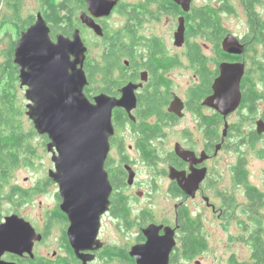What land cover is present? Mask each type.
<instances>
[{
	"label": "flooded vegetation",
	"instance_id": "obj_1",
	"mask_svg": "<svg viewBox=\"0 0 264 264\" xmlns=\"http://www.w3.org/2000/svg\"><path fill=\"white\" fill-rule=\"evenodd\" d=\"M64 1L72 5L65 9L68 18L72 11L75 24L72 33L67 35L60 29V24L65 25L64 21L55 28L47 19L44 0H39L37 13L27 19L26 30L42 14L54 41L60 34L71 36L80 30L89 49L86 63L88 59L102 63L106 57L109 66H113L115 59H120V67H114L108 78L112 84L111 88L108 86L109 92L98 90L102 87L99 83L89 95L86 93L92 103L101 94L120 99L123 88L130 84L140 85L135 91L136 106L131 112L119 107L113 110L114 134L110 137V151L105 163L112 191L108 209L100 217L97 240L102 246L97 249L95 242L93 250L84 252L92 259L89 264H137L130 252L147 242L145 231L150 227L155 238L173 236L175 246L170 254L171 264H188L194 233L204 245L203 252L208 249L209 239L200 212H211L222 226L227 224V227L232 222L239 226L250 225L249 219L252 214L254 217L255 211L247 186L259 188L250 182L248 159L242 152L244 147L255 145L253 140L246 138L251 134L244 131L246 116L257 112L264 116V1L240 0L248 26L243 34L231 33L223 25L224 15L239 14L237 6L228 0H203L201 4V0H191L187 7L177 0H112L117 4L104 17L90 12L86 0ZM4 5L8 7L6 0ZM209 7L211 9H207ZM208 11L220 20V30L212 28L211 39L206 36V30L198 32L193 26L194 20L206 16ZM82 12L88 13L100 27L101 35L82 24ZM181 20L184 36L183 44L178 46L176 34ZM162 24L166 29L157 32V26ZM230 34L244 46L241 54L231 55L224 51L223 41ZM204 40V44L200 42ZM225 63L244 65L242 102L227 119L206 105L215 93L213 87ZM117 82L122 85L116 86ZM257 97L258 101L253 100ZM232 116H239V122L231 123ZM262 117L259 120H264ZM259 137L263 140L264 135ZM44 138L50 142L48 136L44 135ZM230 149L232 153L238 152L239 157L232 167L231 187L226 188L222 155ZM240 158H245L249 174L241 183L237 182L235 173ZM51 170H55L54 163L49 173ZM204 170V179L192 194L186 189L192 184L191 176L195 171ZM49 173L32 188L19 187V192H26L29 199L55 189L38 224L17 209L5 213L3 203L0 205V226L8 217L19 216L31 223L41 236V241L34 245V258L27 253H6L2 260L15 264H83L71 247L68 235L71 221L62 210L59 185ZM3 190L6 193V187ZM240 193L245 203L239 202ZM101 203L104 207L108 205L104 199ZM11 204L14 208L21 206L15 201ZM238 238L252 252L245 230H241ZM39 246L44 250L42 254L38 251ZM39 259L41 262L37 261Z\"/></svg>",
	"mask_w": 264,
	"mask_h": 264
},
{
	"label": "water",
	"instance_id": "obj_2",
	"mask_svg": "<svg viewBox=\"0 0 264 264\" xmlns=\"http://www.w3.org/2000/svg\"><path fill=\"white\" fill-rule=\"evenodd\" d=\"M185 7L191 0H177ZM87 9L97 17L108 16L117 2L112 0H86ZM83 25L101 29L86 12L81 13ZM184 23L180 22L176 44H183ZM227 54H241L244 46L228 35L223 41ZM80 30L71 36L60 34L56 41L42 14L36 23L21 33L16 42L14 63L19 68L20 88L25 89L28 101L27 116L36 131L48 136L47 151L52 155L55 170L50 178L59 185L63 199L62 210L68 215L71 247L83 264L92 260L85 251L97 249L100 217L108 209L112 191L105 163L110 151V137L114 134L113 110L136 106L135 91L140 85L130 84L121 90L122 97L115 99L101 94L94 103L86 95L89 85L85 63L88 55ZM244 65L222 64L221 75L214 84V95L206 105L215 108L226 119L234 114L242 102L241 81ZM173 110V105L170 111ZM226 126L225 135L227 134ZM257 134L264 135V120L257 122ZM206 170L194 172L192 184L186 189L195 194ZM105 200L107 206L101 203ZM106 208V209H105ZM96 214V221H94ZM159 229V228H157ZM147 242L135 246L130 256L137 264H171L170 254L175 246L173 236L155 238L151 227L145 231ZM41 241L34 227L19 216H11L0 226V264H15L2 260L3 255L29 254L34 258L35 242Z\"/></svg>",
	"mask_w": 264,
	"mask_h": 264
},
{
	"label": "trees",
	"instance_id": "obj_3",
	"mask_svg": "<svg viewBox=\"0 0 264 264\" xmlns=\"http://www.w3.org/2000/svg\"><path fill=\"white\" fill-rule=\"evenodd\" d=\"M6 1H8L7 8L10 10L11 15L5 14L3 18H0V34H5L6 39L11 40L12 36L9 34L7 27L12 26L16 30L17 39H19L28 24V20H23L21 14L24 0ZM44 6L47 8L46 17L54 24L55 28L59 27V24L64 21L65 25L60 24L62 26L60 29L67 35L72 33L75 25L73 24L72 11L70 18H68L65 11L67 7H72L71 4L64 0L61 2L59 0H44ZM193 26L198 29V32L206 30V36L211 39L212 28L220 30V20L211 16L208 11L206 16H201L200 19L196 18ZM209 39L206 41L209 42ZM8 48V51H3V53L5 52V61H0V205L6 194L10 200L12 198V202L15 201L21 205L29 199L26 192H19V187H11L8 193H5L3 189L8 184L12 174L21 168L22 165L32 166L34 164L36 154L35 147L31 141L32 136L21 127V118L24 116V110L22 109L20 96L18 95L19 68L14 63L16 41H11ZM1 56H4V54L0 53V58ZM105 58L102 63H96L88 59L85 64V71L90 83L86 90L88 95L94 90V86L99 83H101L102 87L98 88V90L101 91L109 92L108 86L110 88L112 86L108 82V78L112 75L114 67H120V59L116 58L114 65L109 66L108 59ZM99 76L102 77L101 80L98 79ZM115 85L120 86L122 83L117 82ZM253 100L258 101L259 97L253 98ZM239 132L243 131L239 130ZM246 138L247 141L253 140V143H257L260 140L256 132H251L250 136ZM246 166L245 158H242L240 164L235 168V173H237L236 180L239 183L245 182L249 176ZM247 187L249 199L251 205L254 206L255 214L254 217L252 214V218L249 219L250 225H241V229L245 230L247 235H249V244L252 246V257L250 260L240 261L234 256L230 264H264V216L262 215V211L264 210V192L251 185ZM252 192L254 193L250 195ZM194 231L197 233L196 229ZM198 239H200L199 235L194 233L192 252L188 255L191 256V260H194L204 250V245ZM37 261L41 262L40 259Z\"/></svg>",
	"mask_w": 264,
	"mask_h": 264
},
{
	"label": "rangeland",
	"instance_id": "obj_4",
	"mask_svg": "<svg viewBox=\"0 0 264 264\" xmlns=\"http://www.w3.org/2000/svg\"><path fill=\"white\" fill-rule=\"evenodd\" d=\"M203 0L199 4L203 3ZM231 5L237 6L238 16H223V25L231 33H246L248 26L246 23V17L241 7L240 0H228ZM264 1V0H261ZM8 2V1H7ZM210 3V1H208ZM214 5H218V2H213ZM40 7L39 0H24L22 5V18L23 20L29 19V16L35 15ZM264 11V9H263ZM5 14L11 15L10 10L5 7L4 0H0V18L4 17ZM12 20V18H11ZM159 31L166 29L163 24L157 26ZM9 34L12 36V39H6L5 34H0V53L4 54L1 56L0 61H5V52L8 51L10 42H17L16 30L12 26H8ZM6 29V30H7ZM156 31V30H155ZM204 44V41H200ZM3 51H5L3 53ZM99 53H101L99 51ZM95 53L94 54H99ZM93 54V53H92ZM93 54V56H95ZM18 95L20 96V103L22 109L24 110V116L21 118V127L25 130L26 133L32 136V144L35 147V161L32 166L22 165L21 168L16 170L6 185V193L9 192L11 187H21L22 189H29L35 186V182L43 181L45 176L48 175L49 170L53 167L51 160L52 155L47 151V141H45L44 136L38 134L35 129L33 122L27 116V104L28 101L25 97V89L20 88V81L18 84ZM263 116V115H262ZM260 112L255 113L254 115H247V119L244 120V131L246 133H251L252 131H257V121L262 117ZM263 118V117H262ZM231 123L239 122V116H232L230 118ZM242 148V155H245L248 159V167L250 172V182L257 186L260 190L264 191V138L259 140L255 145L246 146ZM239 153H232L231 149L226 150L222 155V160L224 162L223 175H224V184L225 187H231L230 176L232 173V167L235 165L238 160ZM54 188L49 190L45 194H39L35 197L26 200L21 204L19 208H14L13 203L8 195H4L3 211L5 213L12 212L15 209L19 211L24 217H27L34 223L40 221V217L43 215V210L50 204L49 200L52 197ZM240 203H245V199L242 198L243 195L240 193ZM43 205V208H41ZM196 211V210H195ZM198 212V211H196ZM203 215V225L205 232L209 239L207 251L202 252L194 260H191L188 264H230L232 257L236 256L240 261H247L251 259V249L247 244L239 241L241 235V225L239 223L232 222L228 226H222L221 223L216 221L213 218L211 212L205 213L200 212ZM264 216V210L262 211ZM40 254L43 253L42 246L38 247ZM117 264V263H114Z\"/></svg>",
	"mask_w": 264,
	"mask_h": 264
}]
</instances>
